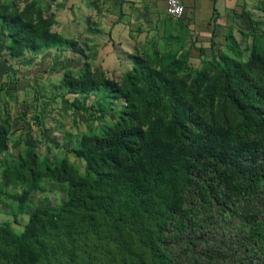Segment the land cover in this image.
<instances>
[{"label": "trees", "instance_id": "obj_1", "mask_svg": "<svg viewBox=\"0 0 264 264\" xmlns=\"http://www.w3.org/2000/svg\"><path fill=\"white\" fill-rule=\"evenodd\" d=\"M7 1L0 17L9 58L66 46L80 69L63 73L73 96L64 101L86 121L109 110L114 118L96 129L90 120L67 149L82 170L68 154L49 158L31 145L1 165L0 198L20 211L49 183L64 190L55 208L34 206L21 230L0 224V264H264V34L256 21L249 16L241 31L250 36L247 58L228 35L225 50H200L193 66L189 30L168 16L161 36L135 45L117 80L92 65L89 44L53 31L36 2ZM258 7L264 24V0ZM11 131L0 103V155L20 148Z\"/></svg>", "mask_w": 264, "mask_h": 264}, {"label": "crops", "instance_id": "obj_2", "mask_svg": "<svg viewBox=\"0 0 264 264\" xmlns=\"http://www.w3.org/2000/svg\"><path fill=\"white\" fill-rule=\"evenodd\" d=\"M13 1L21 8L27 0ZM32 1L42 8L44 16L54 18L53 31L66 39L89 44L90 56L93 51L103 69H109L110 64L129 69L128 54L136 44L161 36L169 16L165 0ZM259 1L262 0H183L185 14L181 20L189 30V41L199 48L197 53L202 50L203 56H210L225 50L228 35L239 44L244 38L241 31L249 30L250 17L258 29L262 27ZM7 42L0 17V61L5 60L18 70L0 77V103L9 112L11 140L23 139L22 144L35 146L32 138L46 140L55 126L66 130L57 119L58 113L69 112L71 107L64 101L68 96L60 82L66 70L74 74L79 71L80 57L61 46L9 58ZM67 124L70 125L69 119L64 123Z\"/></svg>", "mask_w": 264, "mask_h": 264}, {"label": "rangeland", "instance_id": "obj_3", "mask_svg": "<svg viewBox=\"0 0 264 264\" xmlns=\"http://www.w3.org/2000/svg\"><path fill=\"white\" fill-rule=\"evenodd\" d=\"M13 0H9L7 2H12ZM168 16V15H167ZM170 17V16H169ZM261 33L264 34V25L259 27ZM250 36H245L240 42H239V50L241 52V59L247 58L248 51H247V45H249L250 42ZM198 46L194 44V48L191 52V65L197 66L200 63V60L198 59ZM135 51V50H134ZM133 51V52H134ZM132 52V53H133ZM122 53V52H121ZM123 57V54H121ZM130 56V54H128ZM194 58V59H193ZM124 59V58H123ZM99 59H95V53L92 51V57H91V63L93 66H99L101 63H99ZM125 61V60H124ZM100 67V66H99ZM126 66H116L115 64L108 65L109 69H104L107 72V75L114 78V79H121L124 71H126ZM103 69V68H102ZM68 100H71L73 96L71 94H67ZM91 101V99H90ZM61 105H64L63 102H60ZM89 103V101H88ZM117 104H115V107ZM70 108V107H69ZM98 114V113H97ZM87 117L88 114L86 113ZM57 117V116H56ZM114 118V114L112 111H105L102 116H99L98 119H89L91 120L90 123H92L94 129H96L99 126L105 125ZM60 120V124L65 127L66 130L62 126H55L53 131H51L50 135L48 136L46 140L36 139L35 137L32 138L33 141H35L36 145L34 146L36 148V151L40 155L48 156L49 158H55V157H61L65 154H68L70 161H74L73 163L79 167L81 170L83 169V163L80 159L75 158L72 153H68L67 149L76 144L79 140L82 133L87 131L88 123L89 121H86L84 118V113L82 111H76L73 108L69 109V112H61L58 113V118ZM70 125H64L65 121H68ZM70 130V131H69ZM70 133V134H69ZM69 134V135H68ZM19 140L20 148H10L8 151L2 153L0 155V172H1V165L5 162L13 161L16 154L20 152L22 148H24L26 145L22 144L23 139H16ZM28 140V139H27ZM10 142H12L10 137ZM27 144V143H26ZM28 146V145H27ZM21 184H17V186H11L9 190H15L19 191L21 190L22 186ZM63 190L64 186L59 184H50L48 190L46 192H32L29 199H28V207L25 209V211H20V205L17 203H14L9 197L3 195L0 198V224L6 220H9L12 224V226L15 228V230H21L23 224L26 222L29 212L32 210V208L36 205H44L47 207L55 208L58 204V202L63 197Z\"/></svg>", "mask_w": 264, "mask_h": 264}, {"label": "built area", "instance_id": "obj_4", "mask_svg": "<svg viewBox=\"0 0 264 264\" xmlns=\"http://www.w3.org/2000/svg\"><path fill=\"white\" fill-rule=\"evenodd\" d=\"M165 12L172 18H181L185 14L183 0H165Z\"/></svg>", "mask_w": 264, "mask_h": 264}, {"label": "water", "instance_id": "obj_5", "mask_svg": "<svg viewBox=\"0 0 264 264\" xmlns=\"http://www.w3.org/2000/svg\"><path fill=\"white\" fill-rule=\"evenodd\" d=\"M16 70L11 64H7L5 60L0 61V77L6 72H16Z\"/></svg>", "mask_w": 264, "mask_h": 264}]
</instances>
